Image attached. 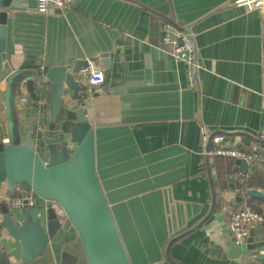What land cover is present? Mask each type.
Returning <instances> with one entry per match:
<instances>
[{
    "label": "crops",
    "instance_id": "1",
    "mask_svg": "<svg viewBox=\"0 0 264 264\" xmlns=\"http://www.w3.org/2000/svg\"><path fill=\"white\" fill-rule=\"evenodd\" d=\"M28 2L9 10L15 54L4 63V75L30 56L44 75L54 66L72 72L92 59L105 78L88 100L82 80L78 96L67 85L40 80L33 93L22 84L12 104L0 96L1 141L11 142L16 113L22 140L37 120L38 147L44 136L59 137V146L73 150L70 132L83 107L94 132L96 174L131 264H248L254 255L264 256V223L235 245L221 209L227 201L264 215V197L243 193L242 202L235 199L240 183L243 192H264V7L241 0H75L40 13ZM166 21L195 37L201 64L196 87L162 40ZM20 94L28 97L25 105H17ZM212 134H223L227 146L258 153L250 178L240 174L238 159L206 155ZM25 189L10 193L0 183V206ZM27 196L33 216L48 220L46 201L30 190ZM14 209L22 219L21 209ZM55 219L61 226L29 264H87L74 226ZM185 232L170 247L174 262L168 260L170 240Z\"/></svg>",
    "mask_w": 264,
    "mask_h": 264
},
{
    "label": "water",
    "instance_id": "2",
    "mask_svg": "<svg viewBox=\"0 0 264 264\" xmlns=\"http://www.w3.org/2000/svg\"><path fill=\"white\" fill-rule=\"evenodd\" d=\"M28 3L30 7H37L36 0H29ZM26 7L20 0H0V86L5 82V88H0V96L8 104H12L22 84L28 92L33 93L36 91L37 80L43 85L49 81L67 85L74 96H78L83 88L76 77L80 67L67 72L64 66H54L42 75L40 71L36 72L38 64H32L29 56V61H25L17 69L11 67L4 75L7 68L4 63L10 62L15 54L12 15L9 10ZM1 106L5 108V102H2ZM76 114V127L70 132V142L75 147L73 150L66 144L59 146V137L44 136L43 145L38 147L35 139L37 120H34L24 140L21 139L15 124L10 144H4L0 138V183H5L10 193H14L18 186L27 188L21 192L25 202L20 208L22 219L20 211H16L14 207L6 203L0 206V264H29L41 257L61 226L52 210L48 220L33 216L31 206L26 202L28 190L45 201H56L62 206L77 231L87 264H131L96 174L94 132L91 123L83 107ZM212 137L213 134L209 137L208 144ZM214 158L229 157L216 155ZM237 162L241 164L243 171L248 170L246 161ZM207 168L211 177L209 164ZM240 187L235 198L237 201L242 202L243 193L252 198L264 197L262 190L249 188L243 192L242 183ZM213 210L214 202L209 214L200 224L210 217ZM188 232L170 240L166 252L168 260L173 261L169 254L172 243ZM247 263L264 264V256L256 254Z\"/></svg>",
    "mask_w": 264,
    "mask_h": 264
},
{
    "label": "built area",
    "instance_id": "3",
    "mask_svg": "<svg viewBox=\"0 0 264 264\" xmlns=\"http://www.w3.org/2000/svg\"><path fill=\"white\" fill-rule=\"evenodd\" d=\"M26 3L27 0H20ZM249 4L253 8H263L264 0H241ZM75 0H36L37 11L47 13L51 8L60 10L66 9ZM162 40L165 44L171 45L169 53L180 62H183L187 67L190 85L197 86L198 72L201 64L197 56V46L194 35L186 31L183 27L173 21H166L162 24ZM79 79L85 85L83 90V99L88 100L96 92L101 90L100 86L104 82V72L100 69L96 62L92 59H87L85 65L79 71ZM20 105H25L28 102V97L25 94H20L17 99ZM259 138L264 139V131L259 135ZM225 136L223 134H213L212 142L214 146L206 152L209 157L221 155L238 160H244L247 163L248 170L240 172L244 178H250L258 166L259 155L255 150H244L234 146H227L224 143ZM4 144H8V138L3 139ZM27 204L31 206L33 202L26 196ZM9 206L22 208L25 204L24 198L15 197L8 200ZM47 208L52 210L61 221H69L68 216L62 206L56 201H46ZM222 212L225 215V221L230 235L235 245L243 244L250 236L251 230L264 223V215L253 209L250 206L236 207L230 202L223 201L221 205ZM264 254V250L261 251Z\"/></svg>",
    "mask_w": 264,
    "mask_h": 264
},
{
    "label": "rangeland",
    "instance_id": "4",
    "mask_svg": "<svg viewBox=\"0 0 264 264\" xmlns=\"http://www.w3.org/2000/svg\"><path fill=\"white\" fill-rule=\"evenodd\" d=\"M17 100V99H16ZM17 105H18V102H17ZM17 107V106H16ZM52 107H55V111H56V108H57V104H55L54 106H52ZM17 122H18V117H17V114L15 113V115H14V118L12 119V126H11V128H10V131H11V134L13 133V125L14 124H17ZM249 239V238H248Z\"/></svg>",
    "mask_w": 264,
    "mask_h": 264
},
{
    "label": "trees",
    "instance_id": "5",
    "mask_svg": "<svg viewBox=\"0 0 264 264\" xmlns=\"http://www.w3.org/2000/svg\"><path fill=\"white\" fill-rule=\"evenodd\" d=\"M217 199V198H216Z\"/></svg>",
    "mask_w": 264,
    "mask_h": 264
}]
</instances>
